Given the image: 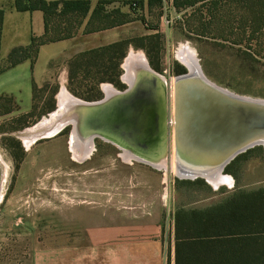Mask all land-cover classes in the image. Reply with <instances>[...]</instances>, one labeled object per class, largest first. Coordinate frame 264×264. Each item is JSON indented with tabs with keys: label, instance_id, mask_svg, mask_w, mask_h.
<instances>
[{
	"label": "rangeland",
	"instance_id": "1",
	"mask_svg": "<svg viewBox=\"0 0 264 264\" xmlns=\"http://www.w3.org/2000/svg\"><path fill=\"white\" fill-rule=\"evenodd\" d=\"M163 3L162 9L132 14L138 21L131 24V33L135 36L140 35L137 28L142 25L141 17L147 19L149 25L160 26L159 52L152 54L159 62V70L151 64L147 50L131 45L121 64L119 83L123 86L102 82L97 88L93 72L89 75L80 72L71 83H63L56 76L37 88L36 115L18 121L20 116L33 109L21 112L15 102L11 112L0 115V153L4 160L3 166L0 163L3 193L0 201V264H54L56 247L70 244L74 233L78 236L90 225L102 224L104 211L110 213L112 220H117L119 213L127 209L141 215L143 210L162 208L170 224L174 205L203 207L222 200L236 188L264 187L262 144L238 153L223 172L230 180L218 187L203 177L179 176L172 167L176 124L172 113L174 95L171 94L172 79L181 75L178 68L188 72V66L178 54L186 45L195 50L204 74L214 84L241 96L264 100V35L251 42L248 56L232 42L233 31H227L229 40L213 39L214 33H218L214 30L208 34L210 37L199 38L186 29V14L190 15L192 9L178 11L171 0ZM226 24L229 27L231 23ZM132 51L143 53L149 65L165 76L168 83L169 140L165 164L159 163L160 166L155 167L135 157L126 159L124 149L101 136L94 138L92 149L89 144L80 145L82 155L77 158L71 146L74 142L71 126L27 146V136L19 135L20 132L37 125L57 109L58 94L63 87L83 100L87 99L70 88L82 96L100 92V98L94 100L105 96L104 84L109 83L120 91L128 88L129 83L124 80L125 63ZM52 97L55 108L39 115L44 107L53 104ZM232 162L235 164L227 171ZM197 179L205 181L208 187L200 183L186 184V180Z\"/></svg>",
	"mask_w": 264,
	"mask_h": 264
},
{
	"label": "trees",
	"instance_id": "2",
	"mask_svg": "<svg viewBox=\"0 0 264 264\" xmlns=\"http://www.w3.org/2000/svg\"><path fill=\"white\" fill-rule=\"evenodd\" d=\"M110 2L99 1L91 13L87 31L132 20L128 14L107 12L105 5ZM144 2L136 1L132 6ZM147 3L149 8L160 7L163 0H147ZM173 5L178 11L192 9L190 15L186 14L188 32L201 38L212 34L210 32L214 30L218 33H214L213 39L229 40L227 31H233L232 42L248 56L251 54V42L264 35V0H173ZM15 7L19 11H43L45 32L32 35L29 45L14 47L6 61H2L4 9L0 8V72L26 59L34 63L41 45L71 37L76 33L77 26L88 16L91 3L89 0H15ZM226 23L231 24L228 27ZM159 34L122 39L76 55L69 63L70 83L80 72L88 75L93 72L97 88L102 82L123 86L119 83L121 64L131 45L147 50L152 58L151 64L159 70V62L152 55L154 51L159 52ZM36 90L34 87V100ZM70 90L87 100L100 98V92L82 96L76 89ZM52 100L53 104L44 107L39 115L55 108L54 97ZM13 103L12 97L0 96V115L11 112ZM37 107L34 103L33 110L17 120L36 115ZM22 159L23 156L20 161ZM234 164L230 163L227 171H231ZM196 183L208 187L202 179L186 180L189 185ZM175 264H264V187L236 188L222 200L203 207L177 205Z\"/></svg>",
	"mask_w": 264,
	"mask_h": 264
},
{
	"label": "crops",
	"instance_id": "3",
	"mask_svg": "<svg viewBox=\"0 0 264 264\" xmlns=\"http://www.w3.org/2000/svg\"><path fill=\"white\" fill-rule=\"evenodd\" d=\"M89 1V14L71 37L41 45L34 63L31 59H26L0 72V96L12 97L21 112H29L35 102L34 87L38 88L56 76L61 78L63 83L68 82L69 63L76 55L122 39L160 32L159 25H149L143 17L140 18L142 25L135 27L140 31V35L131 33V24L138 21L133 18L115 26L87 31L91 13L101 0ZM109 1L111 2L105 5L107 12L117 11L131 17L139 11L145 14V11L148 13L162 9L164 4L149 8L147 0L135 7L132 6L133 2L143 0ZM171 4L175 8L173 0ZM0 8L4 9L1 58L5 62L14 47L29 45L32 35H42L45 32V19L41 10L19 11L15 7V0H0ZM124 80L127 82L125 75ZM173 98L175 99L174 96ZM172 113L174 116V107ZM172 153V167L179 175L175 129ZM123 157L130 159L133 155L124 151ZM176 208L177 205H174L170 224L164 217L162 208L143 210L141 215L137 211L127 209L119 213L117 220H112L110 213L104 211L102 224L90 225L87 230L78 233V236L74 233L70 244L56 247L54 264H175ZM75 238L78 240L75 241Z\"/></svg>",
	"mask_w": 264,
	"mask_h": 264
},
{
	"label": "water",
	"instance_id": "4",
	"mask_svg": "<svg viewBox=\"0 0 264 264\" xmlns=\"http://www.w3.org/2000/svg\"><path fill=\"white\" fill-rule=\"evenodd\" d=\"M149 67L144 78L134 79L123 91L116 89L115 93H105L102 99L93 101L77 98L69 125L65 124L56 133L71 126L77 139L89 133L93 142L96 136H101L124 150L133 151L138 160L159 167L168 153V83L162 74ZM189 75L188 71L176 80L194 81ZM226 90L210 80H202L187 84L185 94L179 98L185 118L181 122L180 137L189 145L197 141L201 146H220L223 153L216 167L222 172L238 153L264 145V100L231 91L229 94ZM41 138L44 137L35 141ZM183 177L206 178L200 174ZM206 181L209 182L207 178Z\"/></svg>",
	"mask_w": 264,
	"mask_h": 264
},
{
	"label": "bare ground",
	"instance_id": "5",
	"mask_svg": "<svg viewBox=\"0 0 264 264\" xmlns=\"http://www.w3.org/2000/svg\"><path fill=\"white\" fill-rule=\"evenodd\" d=\"M179 57L182 59L186 65L188 66V71L190 72V77H194V81L190 82H177L174 78L172 79V91L171 94L174 92V121L176 124L175 133H176V162L178 165L179 176H195L197 175H204L210 183L214 184L216 187L219 186L221 183L225 181H229L230 177L226 176L222 169L216 167L219 164V159L222 156L223 151L220 150V146L215 145L211 147L212 144L209 146L207 145H200L197 141L194 144H187L186 140L180 137L179 131L181 126L183 125V111L179 107V98L183 94H185L186 85L191 83H197L198 81L201 82L202 80L206 81L209 80L206 75L204 74L200 63L198 62L196 52L190 46H182L179 49ZM126 74L125 79L129 84L134 79H139L141 77H145L147 71L149 72V65L148 61L143 53H138L132 51L130 56L126 60ZM163 80L167 82L166 78L162 76ZM190 78V79H191ZM212 82V81H211ZM106 95H111L115 93V89L111 84H106L104 86ZM224 91V90H223ZM228 91V92H227ZM230 90H226V93H229ZM232 92V91H231ZM231 94V93H229ZM78 97L71 94L68 89L63 87L62 91L59 94V105L57 109L52 112L48 117L43 118L41 122L37 125L26 129L24 132H20L19 135L27 136L25 143L27 146L30 147L34 143L37 138L40 137H52L57 135L61 128L66 126L65 124L69 125V121L72 118V111L75 109L74 103ZM173 111V110H172ZM185 120V118H184ZM182 122V123H181ZM76 125V123H75ZM169 126V125H168ZM56 133V134H55ZM88 134H81L77 139L75 135H71L73 138L72 141V149L74 151V155L77 158H81L82 155L80 150V145L82 144H89L92 149V141ZM103 135V134H101ZM106 135V134H104ZM103 135V136H104ZM106 137L113 138L112 135H107ZM36 142V141H35ZM120 144V143H119ZM175 146V145H174ZM83 149V147H81ZM91 151V150H90ZM128 153L132 154L133 157H136L137 154L131 150H125ZM91 153V152H87ZM86 153V154H87ZM84 154V155H86ZM175 155V154H174ZM175 161V160H174ZM0 163L3 166L4 160L0 153ZM160 163H164L162 159ZM174 166V165H173ZM2 180L0 181V201L3 197L2 193Z\"/></svg>",
	"mask_w": 264,
	"mask_h": 264
},
{
	"label": "flooded vegetation",
	"instance_id": "6",
	"mask_svg": "<svg viewBox=\"0 0 264 264\" xmlns=\"http://www.w3.org/2000/svg\"><path fill=\"white\" fill-rule=\"evenodd\" d=\"M178 73H179V74H182V73H185V72L181 71V70L178 68Z\"/></svg>",
	"mask_w": 264,
	"mask_h": 264
},
{
	"label": "built area",
	"instance_id": "7",
	"mask_svg": "<svg viewBox=\"0 0 264 264\" xmlns=\"http://www.w3.org/2000/svg\"><path fill=\"white\" fill-rule=\"evenodd\" d=\"M134 6H136V3H134Z\"/></svg>",
	"mask_w": 264,
	"mask_h": 264
}]
</instances>
